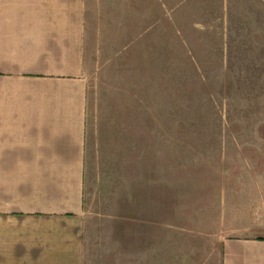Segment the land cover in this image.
I'll return each instance as SVG.
<instances>
[{
    "label": "rangeland",
    "instance_id": "374dc122",
    "mask_svg": "<svg viewBox=\"0 0 264 264\" xmlns=\"http://www.w3.org/2000/svg\"><path fill=\"white\" fill-rule=\"evenodd\" d=\"M83 5L85 264H220L264 236V0Z\"/></svg>",
    "mask_w": 264,
    "mask_h": 264
},
{
    "label": "crops",
    "instance_id": "0c3cea01",
    "mask_svg": "<svg viewBox=\"0 0 264 264\" xmlns=\"http://www.w3.org/2000/svg\"><path fill=\"white\" fill-rule=\"evenodd\" d=\"M84 0L0 6V264H85ZM220 264H264V236Z\"/></svg>",
    "mask_w": 264,
    "mask_h": 264
}]
</instances>
